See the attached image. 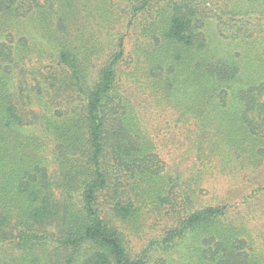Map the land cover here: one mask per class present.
Wrapping results in <instances>:
<instances>
[{"label":"trees","instance_id":"16d2710c","mask_svg":"<svg viewBox=\"0 0 264 264\" xmlns=\"http://www.w3.org/2000/svg\"><path fill=\"white\" fill-rule=\"evenodd\" d=\"M159 1L167 2L172 12L157 23L153 18L145 31L161 47L157 68L169 69L174 79L179 69L188 81L203 80L204 95L217 94L222 106L230 91L236 92L244 106L237 127L252 140L249 152L264 158V81L233 87L245 70L234 61L211 62L203 56L205 41L195 9L185 0ZM150 2L139 0L135 15ZM22 4L0 0V264H150V250L131 258L119 231L102 215L105 203L114 219L132 221L143 197L155 206L166 205L176 190L119 101L124 38L100 66L93 65L89 53L62 49L60 61L71 73L65 87L77 103L45 121L56 143L58 171L52 175L41 147L26 133L36 122L21 114L4 75L14 54L1 38L7 32L4 19L14 13L24 16ZM207 82L216 85L209 89ZM236 152L246 158L242 148ZM259 193L264 196V188ZM186 234L192 237L195 264H264L246 222L230 216L227 205L187 212L161 242L162 250ZM154 263L171 264L167 259Z\"/></svg>","mask_w":264,"mask_h":264},{"label":"rangeland","instance_id":"374dc122","mask_svg":"<svg viewBox=\"0 0 264 264\" xmlns=\"http://www.w3.org/2000/svg\"><path fill=\"white\" fill-rule=\"evenodd\" d=\"M138 1L22 0L24 16L14 13L4 19L7 32L2 31L1 38L14 53L4 75L21 114L36 122L26 133L36 139L55 175L56 143L45 121L77 103L65 87L71 73L60 61V53L63 48L89 53L93 65L100 66L123 37L124 57L117 72L119 101L128 107L129 120L176 190L166 205L155 206L143 197L137 217L129 222L114 219L103 203V218L119 231L131 258L150 250V264L159 259L195 264L191 236L177 239L166 250L161 242L186 219L187 212L227 205L230 216L246 222L264 259V196L259 193L264 188V158L256 159L249 152L252 140L237 127L244 106L236 92L230 91L222 106L217 94L204 95L203 80L188 81L179 69L174 79L169 69H158L161 47L145 31L153 18L156 23L164 19L172 7L151 0L136 16ZM185 1L196 12L195 23L205 41L203 56L211 62L231 60L242 66L245 77L233 86L238 90L253 80L262 83L264 0ZM207 84L209 89L216 85ZM237 148L245 151L246 158L239 156Z\"/></svg>","mask_w":264,"mask_h":264}]
</instances>
